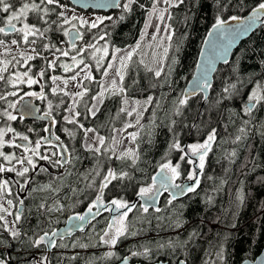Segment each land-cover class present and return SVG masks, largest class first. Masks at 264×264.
<instances>
[{
    "label": "trees",
    "instance_id": "1",
    "mask_svg": "<svg viewBox=\"0 0 264 264\" xmlns=\"http://www.w3.org/2000/svg\"><path fill=\"white\" fill-rule=\"evenodd\" d=\"M140 2L147 7L151 6V0H140ZM261 2L264 0H240L239 3L237 0H232L230 8L222 15L225 18L232 15H238L241 18L250 17L252 10L258 7ZM62 3L70 5L68 2ZM56 11L58 12L60 9ZM170 11L173 19L171 21L166 19V22L172 25L175 35L169 42L171 47L163 66L165 73L169 66L173 69L171 75L166 77L162 74L159 79L155 78L153 72L147 69L157 67L143 56L144 50L142 49L128 63L125 70L123 83L127 90L129 104L132 103L135 106L133 102L140 101L143 105L148 96H153L152 105L143 114L144 118L141 124L144 127L128 129V132L139 131L136 144H133L134 148H137L138 145L137 150L140 155L135 166H131L130 160H118L115 156L110 160L107 159V155H111V152L107 155H98L86 150L84 130L79 127V124H70L64 120L65 116L70 115L67 109L73 105L74 101L72 97L63 92L53 94L50 77H68L76 71L63 74L60 64L63 61L72 63L70 57L60 56L59 53H56L54 57L52 51L43 49V45L49 42L58 47L67 48L66 43H60V41L68 39L63 36L62 31L56 30L57 26L52 25L53 30L46 33L45 38L39 39L37 44L20 45L19 49L29 50L30 54L31 49L36 48L43 57H37L29 64L32 66L33 74L45 69L44 78L39 84L32 85L30 88L27 85L21 87L26 92L38 90L39 93H44L46 99L38 100L42 114L48 111L49 101L52 103V117L56 120L52 132L55 137H60L59 144L56 146L41 144L40 152L41 154L49 153V155L53 152L59 153L61 145L62 148L68 149L66 157L71 160V163L65 165L64 168H58L53 167L47 161L37 160V170L29 173L32 182L28 185L27 190L21 192L19 185L12 184V196L8 198L14 199V203L15 197L24 198L25 216L27 217L17 227L22 233L28 235L13 239L8 232L0 230V242H2L0 243V258L7 260L8 264H40L43 257H47L45 264H89V261L92 260H94V264H119L125 256L130 257L133 262L138 264H151L158 261L176 264L179 260H185L186 264H204L207 259L206 251L214 253L221 244L225 250L226 264H242L245 260L253 261L261 253L264 248V137L259 134L257 129L264 124V108L255 111L253 116L249 117L243 114L242 106L246 102V95L254 87V84L248 81L252 79L264 83V80L261 79L264 77V64L261 63L264 61V24L239 46L227 64L216 70L212 79V88L208 89L207 100L204 99L202 93H197L189 99L187 106L181 108L182 115H175L177 98L185 92L187 84L195 72L201 47L213 28L218 10L214 0H195V3L193 0H186L185 4ZM81 13L100 15L93 12ZM119 14L120 10L100 16L118 17ZM125 15L126 19L118 24L105 20L96 29L89 31L87 26L81 28V31L86 33L85 42L95 43L96 41L91 40L92 36L109 34L105 40H100L98 43L100 46L107 41L109 45V56L104 61L105 67L107 61L111 59L113 46L126 49L134 46L141 38L140 33L147 18L146 12L134 5L133 12ZM56 19V15L52 14L50 20ZM28 22H33L32 14L29 15ZM229 22L232 21L229 20ZM73 23H77L79 27L78 22ZM64 27L70 28L71 25H64ZM13 38L19 39L16 34L8 37L0 34V39H4L6 43H10ZM169 43L167 47H169ZM56 57H59L56 67L48 68L46 60L50 61ZM173 59L177 63L173 64ZM140 60H143L144 63L141 64ZM86 63L93 66L92 75L96 79L91 82L83 81V87H80L79 91H83V88L86 87L89 92L83 98L76 97L79 103L76 105L75 111L81 113L77 119L85 129L93 128L99 135L105 136V147H109L112 142L111 129L113 127L122 128L128 120L134 121L135 116L127 117L126 114H121L117 117L116 113L121 107L122 97L112 95L105 97L104 104L96 117L87 113L85 105L90 107L93 103L91 97L100 90L103 69L99 72L96 71L95 61L90 57H86ZM81 66L83 67V65ZM234 67L238 69V72L233 71ZM26 70V67L16 65L15 61L9 65V73ZM237 76L243 81V84H237L239 93L217 104L216 101L221 97L223 87L228 83L236 82ZM36 78L39 79L38 76ZM3 90L4 86L0 85V91ZM8 90L11 88L9 87ZM140 110H143L142 107ZM153 112H155V117L152 116ZM173 120L176 123L170 131L169 126ZM244 120H251V124L248 126V135L241 141L233 143L235 137L240 135L238 129L244 126ZM6 123L9 122L0 119V127H4ZM10 123L16 131L28 135L33 145L37 139L48 134L45 131L48 124L43 122L23 121L18 117L17 121ZM213 127L217 129V142L213 146V151L206 158L203 173L200 175V186L196 192L176 199L171 205L166 203L170 197L162 196L158 206L161 209L160 212L149 209L147 214H143L137 208L134 213H130L129 219L136 222V228L140 230V234L122 240L115 249H111L117 252L121 259H102L104 253L110 249L107 246H91L96 245L99 239L96 233L102 234V229L106 227L109 219L107 215H100L92 223L89 222L83 231L67 233L71 218L85 213L88 204L95 197V190L87 188V184L93 177L96 181L95 187L98 188L100 180L108 168L128 171L132 178L113 181L104 190V200L107 203L111 199L122 198L133 202L139 187L151 183V177L159 171L160 163H163L165 159H171L173 163L177 161L179 153L168 152V145L173 140V133L180 140L182 146H186L189 143L202 141ZM29 129H33V131L29 132ZM66 129L68 131H65ZM69 132L72 135H69ZM88 134H92L93 137L96 135L93 132ZM125 135L127 134L125 133ZM234 150L237 154L233 157L230 154ZM3 151L5 153L14 152L17 156L23 154L22 149L16 148L5 147ZM97 161H99L101 171V175L98 177L92 171L97 166ZM0 163L3 161L0 160ZM40 167L47 168L48 171L41 172L39 171ZM181 167L182 173L190 170V165L186 163H182ZM88 173H92V175L86 181L83 176ZM61 176L63 178L59 179ZM181 177L185 178L184 175ZM0 178L20 179L15 177V173L0 174ZM48 184H51L52 187L44 188ZM57 188L58 192L53 191ZM71 188L79 189V191L73 194L70 191ZM32 189L39 190L33 191ZM241 196L243 197L242 202L239 199ZM57 200L64 205L62 211L51 213L44 210L37 211V206L40 203H46L51 207ZM12 211L15 212V209ZM9 217L11 221L13 217ZM158 217L159 219H157ZM177 221L182 224V227L175 228L173 226ZM45 231L49 233L55 231L58 235H63L62 240L57 237H53V239H56L58 245L65 246L49 247L48 251L44 243L38 248L33 247L28 237L35 238L34 234L43 235ZM193 232L198 235L189 240L188 237ZM170 240L177 241L178 244L187 241V244L172 248L167 246ZM80 244H87L89 247L82 248L79 247ZM161 244L165 247H160ZM210 245L214 247H210ZM144 246L151 250L149 258L131 256L133 251L142 252ZM72 257H76V259H72ZM212 258H215L214 255Z\"/></svg>",
    "mask_w": 264,
    "mask_h": 264
},
{
    "label": "snow or ice",
    "instance_id": "2",
    "mask_svg": "<svg viewBox=\"0 0 264 264\" xmlns=\"http://www.w3.org/2000/svg\"><path fill=\"white\" fill-rule=\"evenodd\" d=\"M186 0H151V6L147 7L145 4L141 3L140 0H84V4L87 7L95 9H119L120 14L118 17L112 15L108 16H97L93 20H85L83 17L73 14L69 17L66 13L70 10L73 13L75 8L69 9L67 3H62L61 0H0V34L4 37H8L12 34H16L19 39L13 38L10 40V43H6L4 39H0V48L3 49L0 52V56H9L12 55L13 46L19 49L21 44L25 45H35L38 40L46 37V33L52 31V25H56L58 31H62L64 37H67V41H60V43H66L67 48L58 47L56 44L51 42L45 43L43 49L45 51H52L53 56H56V53H59L60 56L70 57L72 64L61 63L60 67L64 69L65 72L73 71L75 68H79L80 71L76 72L70 77L72 81H76L77 78L83 73L82 80L77 84V87H83V81H94L96 78L92 75V65L86 63V57H90L95 61L96 71H101V81H100V90L91 97L93 103L91 106L86 107V111L92 117H96L97 113L100 111L101 106H103L105 101V94L109 93L112 96H121V107L118 109L116 116L119 117L121 114H126L127 117L135 116L134 121L128 120L125 122L122 128L111 129L112 136L111 141L112 145L105 147L106 138L105 136L99 135L93 128H84L83 124H80L78 117L81 116L79 111H75L76 105L79 101L76 100V97L83 98L88 92L89 89L84 87L83 91L76 92L74 94H69L65 91L68 85V79H64L62 83L65 88H60L59 85L53 87L51 92L57 94L58 92H64L65 95H72L73 105L67 109L70 115L65 116L64 120L70 124H79V127L84 130L85 145L84 147L88 151H92L98 155H107L111 152V155H107V159H112L115 156L118 160L131 161V166H135L137 161L140 159L139 152L137 148L129 147L122 152L116 151V145L123 143L124 140H128L130 144H136L139 131L128 132L129 128H143L144 125L141 124V121L144 118V112L148 111V108L152 105L153 96H148L147 99L141 105L140 101H134V107L129 109V98L126 95V88L124 87L125 79V70L128 67V63L132 61L133 57L137 55L141 48V43L144 38L148 36L147 29L152 27V18L155 17L159 23L155 26V32L152 34V41H156L157 37L161 32V25H164L163 31L165 37L161 38V42L166 38L169 42L172 41L175 31L172 28V25L166 22L173 19L171 9L179 8L181 5L185 4ZM195 3V0H193ZM239 3L240 0H237ZM215 6L218 10V15L216 16L215 23L213 28L220 35H226V25H228L229 20L237 22L235 30H228L231 32L232 41L234 42L236 38L247 35V33L252 29L255 21L260 19L261 16H264V2L259 3L258 7L252 10V15L250 17L241 18L238 15H232L225 18L222 13L230 8L232 0H214ZM163 4L164 7H160ZM137 6L140 9H143L147 14V19L145 21L144 29L141 30L140 36L141 40H138L134 46H130L126 49H121L114 47L111 52V59L107 61L106 67L104 66V61L109 56V45L107 41L104 45L98 46L100 40H105V37L109 35L104 33L99 36H92L91 40L96 41L95 43L89 41H84L85 32L81 31V28L87 26L89 31L91 29L98 28L99 25L103 24L105 20L113 21L114 24H118L126 19L125 14H131L133 12V6ZM51 6V7H50ZM60 9V11H56ZM32 14L33 22L29 23V15ZM52 14H55L57 19L50 20ZM167 14V17H166ZM62 21V23H60ZM78 22L79 27L77 26ZM19 25V26H18ZM46 25V26H45ZM64 25H71L70 28H65ZM211 35V33H209ZM79 42V43H78ZM151 47V45H149ZM169 47L164 48V54L161 59L157 62L161 66L155 69L148 68L147 70L153 72L154 77L159 79L162 74L166 77L171 75L173 69L169 66L167 73H165L164 61L168 58L167 54ZM228 47H231L229 43ZM177 50L178 47H177ZM228 48H224V54L220 56V59L224 63H228L227 56ZM123 52V55H118ZM75 53V54H72ZM99 54V55H98ZM17 56H12L11 60L0 59V85L4 86V90L0 91V119L5 120L6 123L4 127H0V160L3 163H0V174L4 173H15V177L20 179L10 180L0 178V230L8 232L13 239H19L21 236H27V233H22L17 225L21 224L23 220H26L25 216V200L19 196L14 199L8 198L12 196V184L15 183L19 185L21 192L28 189V185L32 182V177L29 176L30 171L35 172L37 170V160L47 161L53 167L64 168L65 165L71 163V160L68 159L64 153L68 152V149L65 147L63 152H53L51 155L41 154V141L46 143H52L46 137L37 139L33 145V142L29 139V136L23 133L16 131L12 127L10 122L17 121L18 116L16 113L19 111V118L24 119L25 116L32 114L34 109L31 106L30 100H25V97H38L41 100L46 99V96L43 92L37 93L35 91H24L22 85H27L29 88L32 85L39 84L40 81L44 78L46 74L45 69L39 70L37 73H32V66L29 64L30 61H33L37 57H41V53L36 50V48L31 49V54L27 50H21ZM155 55V53H153ZM43 58V57H41ZM59 57L56 59L47 61L48 68L54 69L56 67V62ZM15 61L16 65L26 67L27 70L24 72H12L9 73V65ZM118 63V66L115 67V75L111 80V83L108 87L104 86L103 78L109 76V72L114 68V65ZM140 63L143 64L144 61L140 60ZM172 63L175 64L177 61L172 60ZM264 64V61H261ZM83 65V67H80ZM147 67V66H146ZM197 69L201 68L200 64H197ZM210 69H205L199 77L195 79V84L192 87L191 92L185 91L177 98L175 109V115H182L181 108L187 106L189 99L192 96H195L198 92H206L208 89L212 88V83L208 79V73ZM234 72H238V69L234 67ZM9 73L8 75H5ZM39 77L37 79L36 77ZM116 77L119 79L117 82ZM50 79L53 83L57 80H60V77L51 76ZM264 80V77H261ZM249 83L254 84V87L246 95V102L242 106V112L245 116L252 117L255 111H259L261 108H264V83L260 81H255L250 79ZM135 83V82H134ZM243 84V81L237 76V81L226 84L222 89V95L217 99L216 103H222L225 99H230L232 96L239 93L237 84ZM9 87L11 90H8ZM207 100V96L204 97ZM157 106H159L157 104ZM142 107V111L140 110ZM52 108L53 105L49 101L48 111L44 113V118H51L52 124H56V120L52 117ZM152 116L155 117V112L152 113ZM176 121L173 120L169 126V130L172 131L173 126ZM251 124V120H244L243 127L238 129L240 135H237L232 141L237 143L242 139L246 138L249 132L248 126ZM194 127H199L198 125H193ZM264 124L261 125V128L257 129L259 134L264 137ZM29 132L33 129H29ZM46 132L51 134V128H46ZM65 131H68L67 129ZM96 133L93 143H88V133ZM125 133L127 135H125ZM11 134V135H9ZM69 135H72L69 132ZM119 135L120 139H117ZM217 129L215 127L211 128L205 138L202 141H196L189 143L186 146H182L180 140L175 137L173 133V140L168 145V152H178L179 156L175 163L171 159H165L163 163L158 165L159 171L156 175L151 177V183L146 184L145 186L139 187L136 195L139 197L142 203L129 202L122 198H114L105 203L104 200V190L112 184L113 181H123L125 179H131V175L128 171L120 170L117 171L112 168H108L105 174L102 176L98 188L95 187L96 181L93 177L90 182L87 184V188L95 190V197L87 206V212L84 214H78L73 219H76L81 224L76 227L83 231V222L87 221L89 217L95 219L100 216L102 212H108L110 218L107 220L106 227L102 229L101 233H96L99 237L96 245H91L93 247L107 246L110 250L104 253L102 259H121L117 252L111 250L115 249L118 243L129 237H134L140 234V230L136 228V222L129 219V214L134 213V210L139 208L143 214H147L149 209H153L156 212H160L161 209L157 206L158 198L162 194L161 189L164 192H169L170 199L167 200V205H171L178 197L184 196L188 193H195L197 188L200 186V175L203 173L206 158L209 153L213 151V146L217 142ZM57 141L60 140L59 136H56ZM17 140L24 141L26 143H17ZM5 147L22 149L23 154L17 156L13 153H5L3 149ZM236 151L234 150L230 155L236 156ZM167 156V154H166ZM55 157V159H54ZM195 158V159H193ZM182 163L188 165H194L191 170L186 173H182ZM17 165H20L17 168ZM39 171L47 172L48 169L40 167ZM95 173V176H100V164L97 161V166L92 170ZM71 175V173H68ZM92 173H88L83 176V179L88 181ZM185 176L186 182L177 183L176 181L180 180L181 176ZM63 177H59L62 179ZM23 180V183H21ZM52 185H45L44 188H51ZM39 190V189H32ZM171 190V191H170ZM53 191H59V189H53ZM70 191L75 194L79 189L71 188ZM243 200V197H239ZM7 205V207L5 206ZM15 209V212L12 211ZM64 209V205L56 201V203L49 207L46 203H40L37 206V211L44 210L45 212H60ZM95 209V211H94ZM12 216L13 219L9 221L7 217ZM159 219V217L157 218ZM175 228L182 227V224L177 221L174 225ZM235 227V225H233ZM71 232V230H69ZM198 235V233L193 232L189 235L188 239L191 240L193 236ZM35 238L28 237L29 242L33 247H40L41 244L47 241L50 247H58L65 245H58L56 239H63V235H58L57 232L53 231L51 233L45 231L43 235H35ZM2 243V242H0ZM187 241H184L182 244H178L177 241H169L168 247L175 248L176 246L186 245ZM76 246L75 244L73 245ZM160 247H165L161 244ZM79 247L87 248L89 245L80 244ZM210 247H214L210 245ZM150 249L144 246L142 252L133 251L131 253L132 257L143 256L144 258H149ZM207 259H205L204 264H226L225 262V250L221 244L215 252L206 251L205 253ZM214 255V259L212 258ZM76 259V257H72ZM47 257H43L40 261V264H45ZM124 264H129V257H123ZM0 264H8V261L0 258ZM89 264H94V260L89 261ZM178 264H186L185 260H179Z\"/></svg>",
    "mask_w": 264,
    "mask_h": 264
},
{
    "label": "water",
    "instance_id": "3",
    "mask_svg": "<svg viewBox=\"0 0 264 264\" xmlns=\"http://www.w3.org/2000/svg\"><path fill=\"white\" fill-rule=\"evenodd\" d=\"M61 2H68L75 9L82 11V12H85V13L95 12V13L107 14V13L115 12L118 10V9L90 8V7L85 6L84 0H61ZM251 15H252V13H251ZM262 24H264V16H261L260 19L255 21V24L253 25L252 29L247 33V35H243V36L236 38L234 42L232 41L231 32L228 30H235L236 26H237V22H235V21L228 22V25H226V29H225V31L227 33L226 35H220L217 33V31L214 28H212L209 32V33H211V35H209V33H208V35H207V37H206V39H205V41L201 47V51L199 54L197 64H200L201 68L198 70L196 67L195 72H194L192 78L189 80L185 91L191 92L192 87L195 84V79L197 77H199L201 75V73L204 72V70L206 68L210 69V71L208 73V79L212 83V79H213V76H214V73L216 72V70L220 66L227 64V63H224L220 59V56L224 54V48H228L227 56H228V62H229L232 55L239 48V46L244 41H246L248 38H250L254 34V32H256V30ZM229 43H231V47H228ZM198 93H202L205 97L208 94V90L206 92H198ZM25 100L26 101L30 100L31 106L34 109V111L32 112V114L25 116L23 121H34V122H43V123L44 122L45 123L52 122V119L44 118V115H42L41 108H40L39 104H37V100H38L37 97L25 98ZM15 114H17V116L19 117V111H17ZM63 151H64V148H63ZM64 155L66 156V153H64ZM184 182H186V181H184ZM161 193L162 194L165 193L163 191V189H161ZM167 193L169 194V192H167ZM161 195L158 198L157 206H159V201H160ZM169 196H170V194H169ZM184 196H180L177 199H181ZM133 202L142 203V201H140L138 196L135 197ZM90 220H94V219L89 217V219L87 221L83 222L84 229L86 228V226L88 225ZM71 221H73V222L77 221L78 224L82 223V222H80L76 219H73V218H71ZM46 243H47V241H46ZM119 264H124V261L122 260ZM129 264H130V260H129ZM156 264H166V263H156ZM242 264H264V248L262 249V251L258 255V257L255 258L253 261L245 260L242 262Z\"/></svg>",
    "mask_w": 264,
    "mask_h": 264
},
{
    "label": "rangeland",
    "instance_id": "4",
    "mask_svg": "<svg viewBox=\"0 0 264 264\" xmlns=\"http://www.w3.org/2000/svg\"><path fill=\"white\" fill-rule=\"evenodd\" d=\"M68 6H69V9L72 8V6H70V5H68ZM160 7H164V5L161 4ZM66 14L69 17H71L73 14H75L77 16L83 17L85 20H93L95 17L100 16V15H96V14H83V13L79 12L76 9H75V12L74 13L69 10ZM166 17H167V14H166ZM158 23H159V21L155 17H153L152 18V27H150V28L147 29L148 36L142 40L141 48H140V49L144 50L143 56L145 58L149 59L152 64H155V67H159L160 66V64L157 63V62L163 56V54H164V48L167 47L168 46V43H169V41L166 38H164L163 41L161 42V38L162 37H165V33L163 31L164 25H161V32H160L159 36L157 37V40L156 41H152L151 36L155 32V26ZM143 29H144V27H143ZM140 40H141V38H140ZM149 45H151V47H149ZM21 50L22 49H17V48H15V46H13L12 55H9V56H0V59H8V60H11L12 59V56H18L17 58H19L18 53ZM2 51H3V49L0 48V52H2ZM27 51L30 53L29 50H27ZM153 53H155V55H153ZM123 54L124 53L121 52L118 55H123ZM117 66H118V63L115 64L114 65V68L109 72V76L106 77V78H104L103 83H104V86L105 87H108L110 85L111 80L113 79V77L115 75V67H117ZM80 67H82V66H80ZM74 70L76 72H79L80 71L79 68H75ZM83 75L84 74L81 73L80 76L77 78L76 81H72L70 79V77L72 75L71 76H68V77H62L60 80H57L55 83L52 82V86L53 87H56L57 85H59L60 88H65L64 84L62 83V81L64 79H68L69 82H68V85H67L65 91L68 92L69 94H74L76 92H79V90H80V87H77V84L80 83V81L82 80ZM116 79H117V82L119 83L118 77H116ZM35 92L39 93L38 90L35 91ZM107 95H110V94L109 93H106L105 94V97ZM67 96L72 97V95H67ZM25 98H32V97H25ZM131 107H134L132 103L129 104V109H131ZM49 126H50V124H48V127ZM51 126H52V124H51ZM117 139H120L119 135H117ZM93 141H94L93 135L92 134H88L87 142L88 143H93ZM17 143H26V142L17 140ZM43 145L49 146V145H51V143H46L45 142ZM111 145H112V142H111ZM115 147H116V151L117 152H122V151H124L125 149H127L129 147L134 148L133 144H130L128 142V140H124L123 143H121L119 145H116ZM47 154L49 155V153H47ZM191 166L192 165H190V170L192 168ZM19 167H20V165H17V168H19ZM5 206L7 207L6 204H5ZM7 219L10 221V217H7Z\"/></svg>",
    "mask_w": 264,
    "mask_h": 264
},
{
    "label": "flooded vegetation",
    "instance_id": "5",
    "mask_svg": "<svg viewBox=\"0 0 264 264\" xmlns=\"http://www.w3.org/2000/svg\"><path fill=\"white\" fill-rule=\"evenodd\" d=\"M62 63L72 64L71 62H64V61H63ZM61 71H62L63 74H67V73L70 72V71L65 72L63 68L61 69ZM49 127L51 128V125H50ZM52 127H53V126H52ZM52 129H53V128H52ZM52 129H51V134L48 133L45 137L52 141L51 145H49V146H56V145L59 144V141H57V140L55 139V136L53 135ZM57 142H58V143H57ZM44 143H45V141L42 140V141H41V144H44ZM59 147H61V145H60ZM59 150H60V152H63V148H62V147L59 148ZM191 167H194V165H192ZM184 181H186L185 178L181 177L180 180H178V181H176V182H177V183H182V182H184ZM164 195H168V196H169V194H168L167 192H165V193H163V194L161 195V197L164 196ZM169 197H170V196H169ZM138 204H139V202H138ZM94 211H95V209H94ZM101 215H107L108 218H110L108 212H102ZM97 218H99V216H98ZM97 218H95L94 220L90 221V223H92L93 221H95ZM77 225H79L77 221H75V222H71V223H70V228L67 230V233L70 232L69 230H71V232H73V231H81V230H79V229L76 227ZM88 225H89V224H88ZM83 229H84V228H83ZM46 247H47V251H48V249H49L50 246H49L48 244H46ZM129 260H130V264H138V263H136V262H133V261L130 259V257H129ZM178 262H179V261H177L176 264H178ZM156 263H166V264H169L168 262H164V261L153 262V263H151V264H156Z\"/></svg>",
    "mask_w": 264,
    "mask_h": 264
}]
</instances>
